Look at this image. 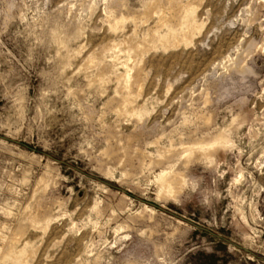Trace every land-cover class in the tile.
Segmentation results:
<instances>
[{"label":"rangeland","instance_id":"obj_1","mask_svg":"<svg viewBox=\"0 0 264 264\" xmlns=\"http://www.w3.org/2000/svg\"><path fill=\"white\" fill-rule=\"evenodd\" d=\"M0 264H264V0H0Z\"/></svg>","mask_w":264,"mask_h":264},{"label":"bare ground","instance_id":"obj_2","mask_svg":"<svg viewBox=\"0 0 264 264\" xmlns=\"http://www.w3.org/2000/svg\"><path fill=\"white\" fill-rule=\"evenodd\" d=\"M173 179H174L175 184L180 185V182H181V178L180 177H176L175 176Z\"/></svg>","mask_w":264,"mask_h":264}]
</instances>
